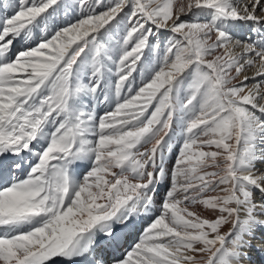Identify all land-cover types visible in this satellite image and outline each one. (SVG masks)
<instances>
[{
    "label": "snow or ice",
    "instance_id": "snow-or-ice-1",
    "mask_svg": "<svg viewBox=\"0 0 264 264\" xmlns=\"http://www.w3.org/2000/svg\"><path fill=\"white\" fill-rule=\"evenodd\" d=\"M0 264H264V0H0Z\"/></svg>",
    "mask_w": 264,
    "mask_h": 264
},
{
    "label": "bare ground",
    "instance_id": "bare-ground-1",
    "mask_svg": "<svg viewBox=\"0 0 264 264\" xmlns=\"http://www.w3.org/2000/svg\"><path fill=\"white\" fill-rule=\"evenodd\" d=\"M173 155H175V154H173ZM169 167H171V161H169ZM159 199H160V197L158 196L157 197L158 202H159ZM136 238H137L136 235L131 236L128 240V244H126L125 247L127 248L129 245H131ZM121 251H123V249Z\"/></svg>",
    "mask_w": 264,
    "mask_h": 264
},
{
    "label": "rangeland",
    "instance_id": "rangeland-1",
    "mask_svg": "<svg viewBox=\"0 0 264 264\" xmlns=\"http://www.w3.org/2000/svg\"><path fill=\"white\" fill-rule=\"evenodd\" d=\"M106 2H107V0H106ZM102 10V9H101ZM58 22H60V23H63V19L61 18ZM22 47V45H21V43L18 41V42H16V44H15V46H14V51L16 50V49H19V48H21Z\"/></svg>",
    "mask_w": 264,
    "mask_h": 264
}]
</instances>
